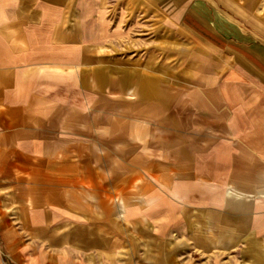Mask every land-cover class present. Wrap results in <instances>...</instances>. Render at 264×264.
<instances>
[{"label":"crops","instance_id":"0c3cea01","mask_svg":"<svg viewBox=\"0 0 264 264\" xmlns=\"http://www.w3.org/2000/svg\"><path fill=\"white\" fill-rule=\"evenodd\" d=\"M230 6L0 0V264H264V48ZM157 57L211 74L220 112H169ZM114 106L164 124L109 131Z\"/></svg>","mask_w":264,"mask_h":264},{"label":"rangeland","instance_id":"374dc122","mask_svg":"<svg viewBox=\"0 0 264 264\" xmlns=\"http://www.w3.org/2000/svg\"><path fill=\"white\" fill-rule=\"evenodd\" d=\"M222 1V0H221ZM226 1V0H225ZM228 1V0H227ZM231 3V9L233 12H236L234 18L237 21V27L239 29H242L244 32L248 33L252 39L255 41V44L259 45L260 47L264 48V0H229ZM236 10H235V9ZM223 9V7H222ZM243 12L247 13L245 16L242 15ZM245 17L250 18L248 20V24H245ZM154 36H151V38L156 39V43L153 44V41L150 42L151 44H148V41L142 42L140 41L139 45H132L131 42H129V46L132 45L131 48L126 50V56L125 59V65H132L134 64V61L137 62V65L139 64L141 68H143L145 65H148V49L154 45L159 49L162 47L159 42L160 36L159 31L157 30L154 34ZM146 38H149L150 36H145ZM176 41L178 40V37L173 36V48H178L179 45H177ZM134 46V47H133ZM133 51L135 56L133 55ZM139 53V54H138ZM138 54V56H136ZM166 59L162 57L156 58V66L155 67H163L164 61ZM130 61V63H129ZM167 63H170L172 66V70L168 71L167 75L161 70H159L156 74L157 80H159L163 83L162 85H167L171 87L172 89H157L155 92L157 93V101L161 103H165L167 108L169 109V112L173 113L174 116H179L181 114L184 115H195L197 113H203L207 112L206 109L204 111L203 106L199 104L198 98L205 97V101H203V104L206 105V108L208 106L207 99L210 97L212 108H214L215 112H220V107L215 106L214 103L216 99V96L213 94V90L208 85L213 83V80L215 78L211 74L204 73V75L198 74L196 72V69L191 65H186L182 62V60L179 57H172L166 60ZM182 62V65H181ZM189 64V63H188ZM168 81L167 83H165ZM199 85V86H198ZM211 86V85H210ZM171 94V95H170ZM162 95L166 97H162ZM132 95H125V107H124V113H136L133 111L131 106V98ZM201 101V102H202ZM141 105V109L144 108L145 105ZM112 108V107H110ZM114 109H110V120L108 122L109 131H116L122 124H124L126 130H137V131H144L147 134L148 129L151 125H159L164 123H149L144 121H125L118 122L116 121L117 117V110L116 107H113ZM172 124L171 122H167ZM97 124L98 128L100 126V123ZM94 124V126H95ZM151 124V125H150ZM174 124H176L174 122ZM179 124V122L177 123ZM95 128V127H94ZM172 127L170 128V130ZM175 129V127L173 128ZM127 134V133H126ZM111 135V134H110ZM132 140V137L131 139ZM147 140V138H146ZM143 144V143H142ZM222 253V252H221ZM227 254L221 256L226 257ZM207 257V256H206Z\"/></svg>","mask_w":264,"mask_h":264}]
</instances>
